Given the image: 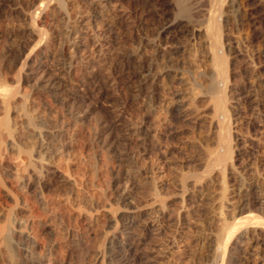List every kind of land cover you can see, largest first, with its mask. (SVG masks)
<instances>
[{
    "label": "bare ground",
    "instance_id": "6f19581e",
    "mask_svg": "<svg viewBox=\"0 0 264 264\" xmlns=\"http://www.w3.org/2000/svg\"><path fill=\"white\" fill-rule=\"evenodd\" d=\"M67 1L43 0L40 8L35 9L34 12L38 14L53 2L65 5ZM145 1L144 5L147 6L148 3L155 0ZM235 1L211 0L208 5L211 6V10H206V12L209 11L210 24L203 30L209 45L207 53L210 58L209 68L213 84L214 102L211 109L209 108L211 111L208 114L209 119H204L208 129L210 128L212 131H210V135L208 134L209 139L213 144L217 143L218 146L217 149L214 147L207 148L208 153L211 155L210 157L206 155L209 157L206 162L203 160L205 162V164L203 163L205 166L203 172L187 179H183L181 174L183 180L179 184L185 192L182 198L180 197L183 203L188 204L198 194L201 195L207 191L208 194L210 193L211 198L212 196L217 197L219 209H224L227 206L237 208L244 206L247 188L251 190L264 182L263 162V167L255 168L256 173L252 183L246 188H244L245 184H242L246 176L245 172L251 174L252 171L250 170H252L253 164L243 158L244 153L241 148L243 139L239 138L235 130L236 123L235 119L232 118V100H234L232 95H235L233 90L236 88L233 89L232 79L234 78L233 72L235 69L231 72L232 60L226 54L228 52H226V43L223 40L224 38L222 39L224 29H222L223 32H220V28L227 22L229 8ZM157 3L158 6L156 4L149 8L134 6L127 13L121 15L119 13L120 16L115 26L119 30L123 28V31L130 27L133 34L130 38L123 37V42L126 43L129 40L133 44L127 46L124 43V45L115 43L118 47L113 48L112 52L110 50L106 51V54H104L105 59H88L89 62H85L87 64L85 69L77 70V64H81V61L78 63V59H43L39 55L40 52L37 55L26 54L25 59L15 62L13 60V63L10 61V64L3 60V67H9L10 72L0 78V264H136L140 259L139 250L143 234L140 228L138 229L135 226L145 212L151 211L155 205L141 208L131 202L132 205L130 204L126 209H124L125 207L121 208L120 205L128 201L130 203L132 194L129 188L131 182L134 181L137 170L145 163L148 154L157 147L158 143L156 141L158 137H161L162 131L159 127L149 126L148 122L151 120L147 121L146 118H141L142 120L137 122L138 124H132V121L135 120L133 118L136 116H133V112L147 107L150 108L155 104H158L159 108L162 107L168 97L162 94V82L165 79H170L171 87L177 89L176 84L180 79L177 77L180 73L172 66L177 59H164L169 50H163L161 42L167 38H164L160 32L159 40L157 39L160 44L152 45L146 42L144 36L138 34L141 28L147 29L155 21H161L170 16L172 3L169 0H157ZM61 11L64 10L61 9ZM30 18L34 24H36L35 19H39V17L34 18L33 15ZM81 18L83 17L81 16ZM119 30L115 31L119 33ZM120 33L123 34V32ZM71 35H68V40L69 38L72 39L71 37L74 34ZM117 37L115 39L118 40L120 37L119 35ZM70 43L72 44V42ZM147 47L154 49L153 58H150L146 53ZM228 49L230 51V48ZM178 50L175 48L172 53L175 54ZM99 51H102V48ZM64 60L69 62L64 63ZM2 68L0 69L2 70ZM76 72L79 73L78 77L74 75ZM261 75L263 76V74ZM247 84H249V88ZM247 84L244 87L247 92L244 93L245 98L251 96V87L255 84V80L252 79ZM164 91L166 92L165 89ZM171 91L173 92V90ZM234 92L236 91L234 90ZM174 94L176 95L177 91ZM167 100L168 102L171 101ZM138 113L137 115H139ZM143 115L141 113V117ZM166 116L169 117L168 114ZM205 122L203 123L205 124ZM160 123L165 125L170 124V121L165 119ZM258 147L259 144L256 148ZM260 147L264 152V143ZM263 160L264 157L261 161ZM146 162L148 163L147 160ZM152 165L155 164L152 162ZM152 165H150L151 168ZM260 168L262 169L259 170ZM241 172L243 173L241 174ZM151 174H149L150 177ZM208 200L206 201L208 202ZM199 207L204 209L203 206L199 205ZM157 208L161 210V207ZM158 209L155 210L158 212ZM175 211L174 209L171 212L174 214ZM198 211L199 209L196 212ZM201 213H203L202 216L206 214L202 211ZM175 216H177L176 213ZM195 218L197 217L195 216ZM195 218H193L194 221ZM252 218L248 217L245 221L241 220L234 223L232 220H227L228 218L215 217L214 215L210 220L216 219L214 220L216 221L214 223L215 227L213 226L215 233L210 230V234L202 235L204 231L196 238V242L205 244L214 238L217 244L216 255L213 252L215 258L224 260L226 254L230 251L228 256L232 259L235 246H231L233 242L231 238L235 231L240 233L243 230V225H249L247 233H241L238 238L243 242L248 234L254 235L258 231L259 236L255 239L253 237L251 241L250 238L247 239L249 241L246 240L245 242L248 243L243 244L245 247L244 250L241 249L243 251L241 254L245 255L247 249L257 246L252 253L257 252L256 255L260 254L261 256L257 258L261 259L262 264H264V222L251 225ZM200 219L198 220L200 221ZM210 220L208 221L210 222ZM194 221L190 222L192 226L195 222L197 224V221ZM204 223L206 224L205 221ZM187 224L189 225V223ZM166 226L168 225L166 224ZM142 227L144 226L142 225ZM188 227L187 229H189ZM195 227L198 226L195 225ZM173 234L171 235L173 236ZM188 244L191 243L188 242ZM169 245L171 244L169 243ZM194 246H196V243ZM208 249L210 248L208 247ZM252 253L246 257L247 260L254 256ZM237 255L240 254L237 252ZM169 258L167 257V259ZM188 259L187 261H190ZM242 260L243 257L229 263L241 264L243 263ZM167 261L169 262V260ZM252 264L261 263L255 260Z\"/></svg>",
    "mask_w": 264,
    "mask_h": 264
},
{
    "label": "rangeland",
    "instance_id": "374dc122",
    "mask_svg": "<svg viewBox=\"0 0 264 264\" xmlns=\"http://www.w3.org/2000/svg\"><path fill=\"white\" fill-rule=\"evenodd\" d=\"M42 1L43 0H0V62H1L0 68L3 67L4 61L10 64L11 62L13 63V60L15 62L20 59H25V57L29 54L37 55L40 52L39 55H41L43 59H78V63L81 61L80 62L81 64H77L78 66L77 70H80L82 68L85 69V66L87 65L86 63L89 62L88 59H105L104 54H106V51L110 50L112 52L113 48L118 47V45H116L117 43L120 45L124 43L123 37L130 38L132 36L131 34H133L132 32L133 30L130 29V27H127V29H124L123 31L122 30L123 28L119 30L115 26V23L118 17L122 13H127V11L129 12V10H132L134 6L138 8H143V7L149 8L150 6L152 5L154 6L155 4L157 6L159 5L157 3V0L152 1L151 3H148L147 6L144 5L146 2L145 0H68L65 5L59 4L57 2H53V4H50L48 7L44 8L38 14H36L34 10L40 8ZM169 1L173 5L170 11V16H168L167 18L161 21H155L154 24L149 26L150 28L149 27L147 29L141 28L140 31H138L139 32L138 34L140 36H144L146 39V42H149L152 45H157V43L158 45L160 44V42L158 41L159 40L158 37H160L159 35L160 32H161L160 34H162L164 38H167L166 40L161 42L162 46L160 45L163 50H166V51L169 50V53H166L165 55L166 57L164 59H177V61L174 62L172 66L176 69L178 73H180L177 76L180 79L177 81V84H176L177 89L176 87H171L170 79H165L162 82V87L167 92L166 94V92L162 88V91H163L162 94L167 95L168 96V97L166 96L167 98L165 96L164 97L166 98V100L169 99L171 101L168 102V100L167 101L165 100L162 107L160 106V108L158 107V104L157 105L155 104L154 106H151L152 108L147 107V108H143V110L141 109L140 111L142 112L138 110L133 112L134 113L133 116L134 115L136 116H134L133 119L135 120H133L134 123L132 121V124L134 125L135 123L138 124L137 122H141L143 118H146L147 121L151 120L150 122H148L149 126L159 127V129H161L162 131L160 135L161 137H158L157 141L155 140L156 143H158L157 147L155 148V150L153 149L152 152L148 154V157H146L147 158L146 160L148 161V163L145 160V163H143L140 169H138L137 172L135 173V179L133 182H131V186L129 188L132 194L130 203L128 201L120 205L121 208L125 207L124 209L129 207L131 202H133V205H136L141 208L143 207L147 208L148 206L155 205V207L151 211L145 212V214L140 218L141 220L140 219L138 220L137 222L138 225L136 224L135 226L138 229L140 228V231H142V234H143L142 244L139 250L141 260L139 259L137 263L138 264H164V263L166 264L167 262V264L168 263L173 264L176 261L174 264H181V263L182 264H191V263L196 264V262L197 264L198 263L199 264H230L229 263L230 261H233V260L236 261L238 260V258L243 257V260L241 261L243 263L241 264H250V263L252 264L255 260H258V262L262 264V260L257 258V257H260L261 255L257 254L258 255L257 256L256 255L257 252L252 253L253 249L255 247L257 248V246H254L253 248L250 247L249 250L247 249L248 252L246 251L245 255L241 254L243 253L242 250H244L245 243H248L245 241L249 238H250L249 240L251 241L253 237L255 239L256 237L259 236V231L255 233L254 235L248 234L249 236L247 235V237H245L243 241L244 243L238 238L241 233H245V234L247 233L246 231L249 225H243L242 226L243 230L240 233L238 231H235L233 237L231 238V240H233L231 246L233 247L235 246L234 251L236 252V253L234 252L233 254L234 256L232 259H230L228 256L230 253V251L228 252V250H227L228 253L225 256L226 259L223 260L221 258L217 260L215 258V255L217 253V247H216L217 244L214 238L209 242L212 244H209L208 242L205 244H203V242L202 243L196 242L197 241L196 238L200 234H202L204 231H205L204 232L205 234L203 233L202 235L210 234V230L213 233H215V230H213V228L215 227L214 223L216 221L214 220L216 219L210 220L214 215L215 217L221 216V217H224L225 219L228 218L227 220L229 221L232 220V222L234 221V223L235 222L237 223V221L239 222L241 220L245 221L247 220L248 217H253L251 219L252 221L250 223L251 225H254V223L255 224H260V222L263 223L264 222V182L251 190L247 188V191L245 193L246 195L245 204L244 206L239 207L240 209L235 206H229V207L227 206L228 208L224 207V209L222 208L223 210L219 209V207L217 206L219 202L217 200V197L212 196L211 198V195L209 196L210 193L208 194L207 191L203 192L201 195L198 194L197 195L198 197L196 196V198H193L194 200H192L188 204L182 202L181 198L185 192L182 186L179 185L181 184L180 181H182L184 178L187 179L190 176L203 172L205 168L204 164L211 155L208 153L207 148L214 147L217 149V146H218L217 143L213 144L212 141L209 139V135H210L209 133H211L212 131L210 130V128L208 129V126L205 122V119L206 120L209 119L208 114L211 113L210 109H211V106H213L212 104H214L213 91H212L213 84L211 82V74H210V68H209L210 58L207 53L209 45H208L207 36L203 33V30L210 24V19L208 16L209 11L206 12V10H211L210 8L211 6L210 7L208 6L211 3L210 2L211 0H169ZM234 4L230 6L229 8L230 11L228 12L227 22H225L222 28H220L221 30L220 32H223L222 29H224V32L226 31L225 33L223 32L222 39L224 38L223 40L226 43V52L228 51L226 54L228 58L232 60V64H231L232 66L230 67L231 72L234 71L235 69V71L233 72L234 78L232 79V82H233L232 85L234 84L233 89L236 87L234 89L236 92H234L233 90V94L235 95H232V99L234 98V100L231 99L232 104H233V110H234V111L232 110V118L235 119L234 121L236 123L235 125L236 133L238 134L239 138L243 139V142H242L243 144L241 147L244 153L243 158H245V160L250 161V164H253L252 165L253 167L251 168L252 170H250L252 171L251 174L250 172L249 173L245 172L246 178L244 177V181L242 182V184L243 183L245 184V185L243 184L244 188H246L253 181L254 174L256 173L255 168L263 167L262 163L264 162V160L261 161L262 157H264V152H262L263 150L260 147V145L264 143V139H263V136H264V73H262L264 72V69H263L264 67V0H236ZM61 9L66 12L64 13V11H61ZM32 15L34 16V18L39 17V19L38 18L35 19L36 24H34L30 18ZM80 15L83 18H81ZM77 19H79V21H77ZM110 24H111V27H110ZM115 30H119L120 32H123V34L119 32L121 34L120 35L118 31H115ZM117 33L120 37L118 39L120 42L117 39H115V38H118ZM69 34H72V35L74 34V35L73 36L71 35L72 39L69 38L68 40L67 37ZM77 36L80 38H78ZM76 41H78L77 44H76ZM70 42H72L73 45ZM124 44L127 46H130L133 43L131 41L129 42L128 40ZM152 47H147L145 50L150 58H153L152 56H154V49ZM101 48H102V51H99ZM175 48L179 50L177 53L174 54L172 52H173V49ZM228 48H230V51ZM228 54L231 56H229ZM82 59L83 60L85 59L86 61L85 60L83 61ZM68 62H69L68 60H64V63H68ZM8 72H10L9 67L8 68L3 67L2 70L0 69V73H1L0 78H2ZM256 72L257 73L259 72V73L257 74ZM76 73L74 75L79 76V73L77 74ZM261 74H263V76ZM73 76L72 78L73 80H75L74 78L75 76L74 77ZM260 76H262L261 77L262 79L260 78ZM252 79L255 80V84L251 87L252 91L250 90L252 94L249 98H245V94L247 92L246 90H244L245 89L244 87L247 83H250ZM247 85L249 88V84ZM171 90H173V92ZM174 90L177 91L176 95L174 94L175 93ZM237 91H238V94H237ZM241 95L243 98L241 97ZM234 105L236 106V108L237 107L238 108L236 109ZM154 110H156L157 113ZM151 111L153 112L151 113ZM136 112L137 113L139 112L138 114L140 115V117L139 115H137ZM141 113L142 115L144 114L145 116L143 115L141 117ZM167 114L169 115V117L166 116ZM138 119L140 120L138 121ZM165 119H168L170 121V124L164 125L160 123V122H163V120ZM203 122H205V124ZM159 139L160 140L162 139V140L160 141ZM244 141L245 142L247 141L248 145ZM258 144L260 148L259 147L256 148ZM159 147L162 149H160ZM206 155L209 157H207ZM203 160H205V162ZM260 161H261V165L259 164ZM152 162L155 165H152ZM149 164L152 165V168L150 167ZM261 169L262 168H260L259 170ZM242 173L243 172H241V174ZM141 174L142 176H140ZM149 174H151V177L149 176ZM181 174L183 175L182 176L183 179L181 178ZM154 179L157 181L155 182ZM153 184H156L157 186ZM179 188H181L182 191H180L181 189ZM203 195L204 196L207 195L205 196L207 199ZM206 200H208V202ZM202 202L204 203L203 205H202ZM161 204L162 205L164 204V205L162 206ZM199 205L203 206L204 209L199 207ZM185 206H187L186 209H185ZM157 207L159 208L161 207L160 208L161 210H159ZM166 207L167 208L170 207V208L167 209ZM225 208L227 209L225 210ZM124 209H121V210H124ZM155 209H158V212ZM174 209L176 210L175 213L177 216H175V213L173 214V212H171V211H174ZM187 209L188 211L190 210L191 211L188 213V211H186ZM198 209L199 211L201 209V211L205 212L206 214L202 216L203 213H201V211L196 212ZM230 210L231 212H229ZM186 215L189 217H187ZM194 215L197 218H195ZM208 215L210 216L208 217ZM166 216L167 217L169 216V217L167 218ZM156 217H158L157 220H156ZM184 218L185 219L188 218V219L185 220ZM193 218H195V221H197V224L193 220ZM198 219H200L201 223ZM208 220H210V222ZM159 221L161 222L159 223ZM192 221L195 222L193 226L190 224V222ZM198 221L200 224L198 223ZM204 221L206 222V224L204 223ZM211 222L213 223L210 224ZM141 223L144 227H142ZM187 223H189V225ZM166 224L168 226H166ZM182 225H183V228H182ZM195 225L200 228L195 227ZM187 227L189 229H187ZM150 230H151V233H150ZM198 230H199V234H198ZM145 231L149 233L147 232L145 233ZM172 231L174 234L172 233ZM189 231H190V234H189ZM171 234H173V236ZM191 235L194 237H192ZM173 241L174 242L176 241V242L174 243ZM188 242L191 244H188ZM194 242L196 243V246H194L195 245ZM169 243L171 245H169ZM241 243L242 245L244 244L243 247ZM202 245L204 246L202 247ZM175 246L177 248L179 247L178 248L179 250ZM197 246H199L200 249ZM208 247L210 249H208ZM202 248H204V250H202ZM170 251H173V252H170ZM208 251L209 253H207ZM202 252L203 254H201ZM213 252L215 253V255L213 254ZM237 252L242 257L240 255L238 256ZM250 252L254 256H252L253 258L251 257V259L249 258L250 260H247L246 257H248L249 254H251ZM188 253L191 254L190 256L192 258L189 256ZM200 255L201 256L203 255L205 259L203 256L202 258ZM166 256L170 258L167 259ZM182 257L185 259H183ZM187 257L191 259L194 258V259L191 260V259H188ZM222 257L224 256L222 255ZM187 259L190 260L191 262L187 261ZM198 259L200 262L197 261ZM167 260H169V262ZM204 260L206 261L204 262ZM177 261L180 263H178ZM47 264H51V263H47Z\"/></svg>",
    "mask_w": 264,
    "mask_h": 264
}]
</instances>
